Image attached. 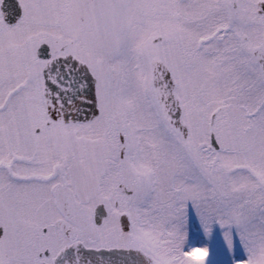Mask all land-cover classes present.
<instances>
[{"label": "snow or ice", "instance_id": "obj_1", "mask_svg": "<svg viewBox=\"0 0 264 264\" xmlns=\"http://www.w3.org/2000/svg\"><path fill=\"white\" fill-rule=\"evenodd\" d=\"M0 264H264V0H0Z\"/></svg>", "mask_w": 264, "mask_h": 264}]
</instances>
